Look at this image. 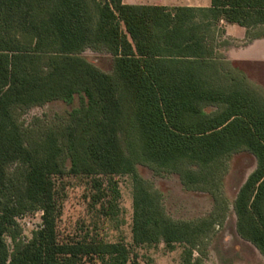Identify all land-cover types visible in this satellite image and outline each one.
I'll return each instance as SVG.
<instances>
[{"label": "trees", "instance_id": "1", "mask_svg": "<svg viewBox=\"0 0 264 264\" xmlns=\"http://www.w3.org/2000/svg\"><path fill=\"white\" fill-rule=\"evenodd\" d=\"M220 20L264 27V0H211L207 10L0 0V264H139L121 243L59 240L54 179L66 170L131 176L133 243L183 244L189 250L182 264H201L191 249L214 225L211 216L167 218L137 166L206 187L216 181L215 165L241 150L256 167L233 203L236 232L264 258V98L220 57L213 37ZM87 49L107 52L112 73L90 64L82 56ZM76 97L65 124L38 135L17 121L16 112L70 105ZM36 212L41 226L23 240L17 220Z\"/></svg>", "mask_w": 264, "mask_h": 264}, {"label": "rangeland", "instance_id": "2", "mask_svg": "<svg viewBox=\"0 0 264 264\" xmlns=\"http://www.w3.org/2000/svg\"><path fill=\"white\" fill-rule=\"evenodd\" d=\"M219 43L221 49L228 46L227 41ZM82 56L101 72L112 73L113 58L107 52L87 49ZM220 57L227 62V69L242 73L248 85L264 98V61H231L223 53ZM76 107L77 97L70 105L53 102L25 112H16V117L20 125L30 130L31 135H38L43 132L42 128L65 124L67 115ZM31 135L25 134L24 138L31 141L35 138ZM255 167V158L241 150L215 165L214 168L218 170L216 181L206 187L185 186L176 174L143 165L137 166V172L144 186L159 193L163 213L170 220L198 222L211 216L214 225L191 249L193 259L199 260L201 264H264L259 252L238 236L233 209L239 188ZM54 184L61 206L57 222L61 242L121 243L126 247L130 259L139 264H182L189 250L186 245L168 247L160 242L136 246L133 243L131 222L134 181L131 176L74 177L67 174L66 170L62 176L54 179ZM17 222L21 238L29 240L41 226V213H27ZM6 242L11 250L10 240L6 239ZM79 264L99 263L84 259Z\"/></svg>", "mask_w": 264, "mask_h": 264}, {"label": "crops", "instance_id": "3", "mask_svg": "<svg viewBox=\"0 0 264 264\" xmlns=\"http://www.w3.org/2000/svg\"><path fill=\"white\" fill-rule=\"evenodd\" d=\"M145 1V0H142ZM122 0L126 5L153 6L162 8H190L207 10L211 8V0ZM214 44L219 53H223L231 61H264V27L246 30L234 24H226L220 20L214 28ZM228 42L221 49L219 42ZM231 43V45H230Z\"/></svg>", "mask_w": 264, "mask_h": 264}]
</instances>
